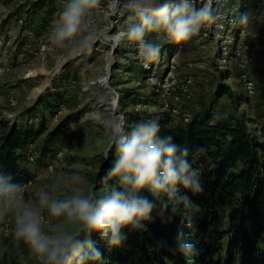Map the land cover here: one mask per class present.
<instances>
[{"label": "clouds", "instance_id": "1", "mask_svg": "<svg viewBox=\"0 0 264 264\" xmlns=\"http://www.w3.org/2000/svg\"><path fill=\"white\" fill-rule=\"evenodd\" d=\"M99 3L100 0H66L53 21L46 46L61 51L66 63L84 58L94 50L99 26L89 14ZM230 4L231 0H108L106 6L115 9L117 14L126 10L124 27L114 34L118 37L115 42L134 44L137 58L148 66L158 61L165 42L177 46L187 44L202 29L219 27L225 20L249 32L260 22V17L251 11L238 16L232 14L231 8L221 11ZM152 34L158 35L162 42L149 39ZM101 120L116 151L114 162L99 181L110 184L108 191L97 195L89 190L71 199L51 202L48 192L39 196L40 206H47L52 216L79 222L81 232L86 233L84 239L79 238L80 233L46 231V221L39 208L21 203L25 185L0 169V222L9 208H19L14 237L23 242L41 264H98L102 252L91 238L92 233L107 238L109 247H120L128 238L125 230H142L152 219L157 202L162 214L170 209L167 219L171 222L181 205L185 209L192 208L187 192L203 191L201 174L190 159L193 152L206 151L203 146L191 149L177 143L171 132H163L156 118L140 120L132 127L123 120L112 122L109 117ZM105 158H108L107 153ZM145 190L151 194V199L141 194ZM191 219L184 216L189 225ZM176 246L186 257L195 252L183 228L178 230Z\"/></svg>", "mask_w": 264, "mask_h": 264}, {"label": "rangeland", "instance_id": "2", "mask_svg": "<svg viewBox=\"0 0 264 264\" xmlns=\"http://www.w3.org/2000/svg\"><path fill=\"white\" fill-rule=\"evenodd\" d=\"M36 1L17 0L3 4L11 6L12 11L5 14L2 20L5 25H9L1 39L5 54L9 57L6 64L9 70L2 79L0 121L19 122L38 114L39 119L46 117L49 131L60 124L65 127L70 141L59 145L57 149L63 151V157L55 160L53 154V157L48 156L45 161H38L35 164L36 168L42 169L47 163L53 162L56 166L55 173L31 187L21 202L37 207L41 211L39 196L42 192H48L51 202L71 199L78 193H86L96 187L102 165L106 160L105 154L107 153L108 157L113 149L111 137L102 125V117H109L112 122L123 120L128 127H132L140 120L156 118L160 121L166 117V111L147 81L141 65L135 60L134 44L120 43L114 49L107 45L104 52H101L102 34L98 33L99 39L94 50L84 58L66 63L62 52L57 50L45 60H35L29 54V50L36 45L33 41V38H36L33 30L42 14L31 18L29 10L31 4ZM244 1L239 0L236 16L251 11L260 17V22L255 23L251 31L264 30V4L254 5L255 0L248 5ZM20 18L24 19L23 25L18 24ZM241 30L249 32L239 26L238 32L241 33ZM114 34L115 32H109L111 37ZM150 38L157 42L161 41L156 34H152ZM232 38L234 43L238 36ZM165 43L168 46V43ZM220 44L213 40L197 39L188 44L187 49L177 57L179 75L193 78L190 95L184 96L183 103L180 104L182 111L180 117L187 114L190 118L214 109L217 117L242 120L250 132L257 133L264 122V68L253 71L257 82V96L248 103L238 83L235 61L231 60L227 68L220 66L222 48ZM108 55L110 57L107 59ZM107 73L110 74L108 88L110 85L117 93L114 97L111 89L107 90L108 93L111 92L108 97L110 101L101 100L100 91L96 85H91ZM222 87V92H231V98L228 96L216 98L215 92L220 91ZM59 95L66 98V104L63 106L65 109L58 122L52 124L53 115L47 112L46 105L54 96ZM11 99L18 100L16 108L9 107ZM111 103H115V107ZM43 139L44 136L41 140ZM98 194L101 195L102 192ZM18 210L19 208L15 206L9 208L5 219L0 222V264H41L40 260L30 253L28 247L14 237L12 219ZM48 213L53 217L49 208ZM3 228H9L7 236L2 231ZM45 230L81 233V225L63 216L53 217Z\"/></svg>", "mask_w": 264, "mask_h": 264}, {"label": "trees", "instance_id": "3", "mask_svg": "<svg viewBox=\"0 0 264 264\" xmlns=\"http://www.w3.org/2000/svg\"><path fill=\"white\" fill-rule=\"evenodd\" d=\"M55 9V0L31 4V18L42 14L33 30L37 36ZM233 30L238 34L239 26L234 24ZM163 46L166 56L175 53V44ZM222 91L223 87L215 92L217 99L231 98L230 91ZM246 99L249 103L250 99ZM65 104L63 95L54 96L46 110L54 115ZM213 110L191 116L187 124L169 113L159 121L163 132H171L177 143L191 149L200 146L206 149L190 156L203 185L200 193L187 192L192 208L181 205L169 222L170 209L162 214L157 202L152 219L142 230L126 229L128 238L120 247H109L107 238L92 233L91 238L102 252L98 264H264V122L257 133H252L242 120L217 117ZM69 141L63 124L49 131L46 117L39 119L38 114L19 122L0 121V169L25 185L32 179L25 166L28 148L40 144L36 162L45 161L48 156H55L59 145ZM115 157L113 148L98 176L94 188L97 195L110 187L99 181ZM141 194L152 198L147 190ZM184 216L192 217L190 225ZM181 228L195 247L190 257L177 250L176 237ZM85 236L81 232L79 238Z\"/></svg>", "mask_w": 264, "mask_h": 264}, {"label": "built area", "instance_id": "4", "mask_svg": "<svg viewBox=\"0 0 264 264\" xmlns=\"http://www.w3.org/2000/svg\"><path fill=\"white\" fill-rule=\"evenodd\" d=\"M17 0H0L2 4H10ZM248 1V2H247ZM250 1V2H249ZM255 0H245L247 4H252ZM108 0H100L99 5L95 8V13L92 15L95 19V24L98 25V33L106 29L109 32H117L119 29L124 27L123 17L127 14L126 10L121 11L119 14L116 13L115 9L107 8ZM236 2V5H234ZM264 0H256L254 5L261 6ZM239 0H231V4L223 6L221 11L225 8H231L232 14L236 16V11L239 9ZM255 8V7H254ZM264 10V6H263ZM112 19L109 20L108 18ZM24 19H18V24L23 25ZM235 23H230L225 20L219 27L213 25L202 29L198 36L194 37L193 40L187 44L175 47V53L172 56H166L165 51L162 52L158 61L145 66L137 58V49L135 50V60L141 65L143 72L147 76V81L151 85L154 93L158 95L160 101L163 104V109L166 113H169L172 117L181 119L184 123L189 122V116L187 114L181 116L182 111L180 110L181 103H183L184 96L190 95V87L193 83L191 76L181 77L178 71V62L176 56L187 49V45L194 42L195 40H213L217 43L220 42L222 48L220 53L219 63L221 68H227L231 64V60L235 61V70L238 74V83L241 86L244 95L252 101L257 96V82L253 76V71L260 68H264V30H252L250 32L234 33L233 26ZM108 32V34H109ZM246 33V34H245ZM232 37L238 36L237 40L233 43ZM115 36V35H114ZM150 39V38H149ZM101 40V38H100ZM0 39V51H4L3 43L1 44ZM112 47V46H111ZM57 50H53L46 46V39H40L35 47L31 50V56L35 60H45L47 56L55 53ZM9 68L5 64H0V102L2 101V79L3 76L8 72ZM18 106L17 99H11L9 102L10 108H16ZM64 107L60 108L56 114L52 117V124L58 122L59 117L64 113ZM37 121V120H35ZM54 122V123H53ZM39 144L31 145L27 150V158L25 166L28 172L32 175V179L25 184V190L22 194V201L25 198L28 190L35 186L38 182L48 176L55 173V164L53 162L47 163L44 168L38 169L35 167L36 160L38 158ZM63 157V151H57L55 153V160H60ZM21 201V202H22ZM41 215L45 218V227L50 225L53 217L48 213V207L42 206L40 211ZM13 225L15 226V217L12 219ZM2 231L7 236L10 232L9 228H3Z\"/></svg>", "mask_w": 264, "mask_h": 264}, {"label": "crops", "instance_id": "5", "mask_svg": "<svg viewBox=\"0 0 264 264\" xmlns=\"http://www.w3.org/2000/svg\"><path fill=\"white\" fill-rule=\"evenodd\" d=\"M66 3V0H55V12L53 13L50 21L48 22V24L46 25L45 29L43 31H41L40 35L37 36L36 33L33 32V35L36 38H33L34 41V45L40 40V39H47L48 33L50 32L51 26L53 24V21L56 20L58 18V14L60 12V10L62 9L63 4ZM12 8L11 6H5L2 3H0V39L3 38L4 32L7 31L9 29V25H5L2 20L5 18V14H9L11 13ZM95 13V10L93 12H91L89 15H93ZM14 25H16L15 20L13 21ZM12 27V26H11ZM10 27V28H11ZM150 38V37H149ZM151 39V38H150ZM153 40V39H152ZM35 47V46H34ZM33 47V48H34ZM32 50V49H31ZM31 50H29V54L31 55ZM61 52V51H60ZM184 52V51H183ZM181 52V53H183ZM179 53L176 56V60L177 57L181 54ZM8 58L5 54V51H0V64H8Z\"/></svg>", "mask_w": 264, "mask_h": 264}, {"label": "bare ground", "instance_id": "6", "mask_svg": "<svg viewBox=\"0 0 264 264\" xmlns=\"http://www.w3.org/2000/svg\"><path fill=\"white\" fill-rule=\"evenodd\" d=\"M109 32V29H106L102 32V35H101V41H102V46L100 47V51L101 52H104V48L105 46L107 45H110L112 46V48L114 47H117L119 44H117L115 41L118 40V37L116 36H110L108 34ZM110 56L108 55L107 56V59L109 58ZM111 62H112V58H111ZM110 76V74H105L104 76H100L101 78H99L97 81H96V87L98 88V90L100 91V96H101V100H104L106 99V101H110L108 100V97L111 95V92L108 93L109 91V88H108V83H109V80H108V77ZM110 79V78H109ZM110 86V85H109ZM108 90V91H107ZM114 96V95H113ZM115 97V96H114ZM114 102V101H113ZM112 104V103H111ZM113 107H115V103L112 104ZM95 118H98V117H95Z\"/></svg>", "mask_w": 264, "mask_h": 264}, {"label": "water", "instance_id": "7", "mask_svg": "<svg viewBox=\"0 0 264 264\" xmlns=\"http://www.w3.org/2000/svg\"><path fill=\"white\" fill-rule=\"evenodd\" d=\"M114 48H115V47H114ZM114 48H113V49H114ZM113 49H112V50H113ZM96 84H97V83H92L91 85L94 86V85H96ZM109 88L111 89L113 95L116 96L117 93H116V92H115L110 86H109ZM116 102H117V104H118V101H117V100H116Z\"/></svg>", "mask_w": 264, "mask_h": 264}]
</instances>
